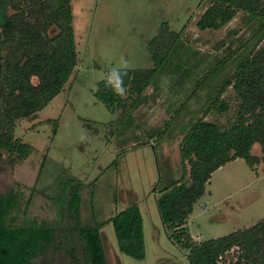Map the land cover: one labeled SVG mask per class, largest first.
Returning a JSON list of instances; mask_svg holds the SVG:
<instances>
[{
    "label": "rangeland",
    "instance_id": "obj_1",
    "mask_svg": "<svg viewBox=\"0 0 264 264\" xmlns=\"http://www.w3.org/2000/svg\"><path fill=\"white\" fill-rule=\"evenodd\" d=\"M209 5V0H72L78 65L47 107L17 123L16 138L32 150L24 160L5 155L0 193L18 188L24 195L21 211L29 219L58 224L60 232L71 238L74 219L55 199L62 192L60 180L74 177L83 183L80 223L103 224L109 264H190L186 252L168 238L157 199L164 187L182 176L185 131L202 117L211 96L234 73L237 56L248 53L257 28L239 13L220 30L200 31L197 22ZM163 23L169 24L168 33L181 34L186 72L176 77L168 71L138 103L127 101L116 111L109 109L96 97L99 83L113 69L153 68L150 42ZM226 57V67L193 93L196 82ZM223 98L229 110L213 111L207 120L227 126L236 119L239 101L232 88ZM163 130L165 134L158 136ZM253 155L261 156L258 145ZM131 205L139 207L144 220V260L120 251L110 222ZM12 218L16 225L24 220L19 215ZM263 219L264 160L251 170L238 159L213 174L187 227L195 241L203 242L249 229ZM58 261L70 264L64 248Z\"/></svg>",
    "mask_w": 264,
    "mask_h": 264
},
{
    "label": "trees",
    "instance_id": "obj_2",
    "mask_svg": "<svg viewBox=\"0 0 264 264\" xmlns=\"http://www.w3.org/2000/svg\"><path fill=\"white\" fill-rule=\"evenodd\" d=\"M209 1L197 22L198 30H220L239 13L257 28L248 53L237 56L234 73L211 96L202 117L185 131L180 147L182 176L160 191L157 207L168 238L186 252L190 264H264V219L249 229L203 242L195 241L187 227L216 171L238 159L256 170L264 160V0ZM168 27L163 23L150 42L154 67L118 70L123 78V94L114 91L115 81H107V72L99 83L98 101L116 111L127 101L138 103L159 77L169 72L177 77L186 72L182 68L186 60H182L181 34L168 33ZM228 60L226 57L217 62L203 80L196 82L193 93L222 71ZM179 61L182 63L176 64ZM77 65L72 0H0V170L5 155L24 160L31 152V145L15 136L17 123L47 107L65 89ZM228 88L234 90L239 101L235 121L227 126L208 121L211 112L229 110L223 98ZM181 109L183 106L175 114L179 115ZM168 126L170 122L165 129ZM164 134L165 130L158 136ZM256 145L260 157L253 155ZM64 180H60L61 194L54 199L74 219L71 238L60 232L58 224L29 219L22 212L24 195L18 188L0 193V264H60L58 255L63 248L70 264H109L101 236L103 224L94 220L93 225L85 226L79 220L83 183L74 177ZM12 215L24 220L16 225ZM110 222L120 251L144 260V220L139 207H127ZM69 243L70 247L65 248Z\"/></svg>",
    "mask_w": 264,
    "mask_h": 264
},
{
    "label": "clouds",
    "instance_id": "obj_3",
    "mask_svg": "<svg viewBox=\"0 0 264 264\" xmlns=\"http://www.w3.org/2000/svg\"><path fill=\"white\" fill-rule=\"evenodd\" d=\"M107 81L111 83L113 80L115 81L116 86L113 88L118 94H123L124 88L120 87L123 85V78L121 72L118 70L113 69L107 74Z\"/></svg>",
    "mask_w": 264,
    "mask_h": 264
}]
</instances>
